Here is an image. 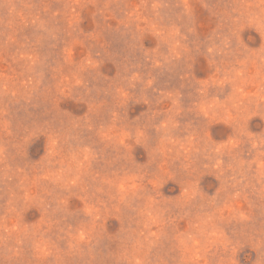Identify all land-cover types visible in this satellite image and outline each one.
<instances>
[{
  "label": "rangeland",
  "instance_id": "374dc122",
  "mask_svg": "<svg viewBox=\"0 0 264 264\" xmlns=\"http://www.w3.org/2000/svg\"><path fill=\"white\" fill-rule=\"evenodd\" d=\"M0 264H264V0H0Z\"/></svg>",
  "mask_w": 264,
  "mask_h": 264
}]
</instances>
